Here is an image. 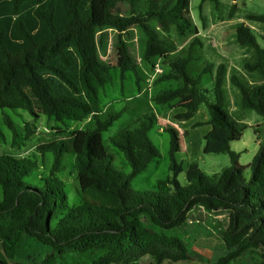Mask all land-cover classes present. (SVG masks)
Instances as JSON below:
<instances>
[{"label":"trees","instance_id":"1","mask_svg":"<svg viewBox=\"0 0 264 264\" xmlns=\"http://www.w3.org/2000/svg\"><path fill=\"white\" fill-rule=\"evenodd\" d=\"M124 1L129 13L112 16L114 0H0V108L22 109L34 120L45 115L56 122L92 121V126L81 129L56 127L52 140L36 146L41 158L52 154L49 173L40 184L27 181L38 170L37 158L0 155V264H18V247L26 237L47 249L26 264H137L146 256L156 264L190 260L188 243L174 232L197 206L228 217L222 232L227 252L210 264H231L246 251L258 252L257 264H264V144L248 165L239 164V154L230 148L244 127L224 109L227 66L220 63L211 88L202 87L200 76L189 72L195 48L203 45L197 29L186 42L185 53L174 58L169 43L150 30L149 20H166L179 36L192 33L190 0H171L166 8L153 7V0ZM206 1L214 7L220 3L200 0ZM243 18L234 27L235 42L249 54L243 69L254 82L249 84L236 70L228 80L239 91L240 107L264 118V84L256 82L264 80V47L250 25L264 26V14L247 12ZM132 26L145 34L141 62L163 60L165 68L154 84L178 83L153 93L152 104L161 111L188 100L193 110L205 108L210 130L203 137L202 152L225 153L230 161L219 172L206 174L195 161L183 168L175 157L177 137L165 126L171 175L157 181L156 191L135 190L132 178L160 155L148 136L156 123L153 111L138 117L136 127L122 128L110 138L130 172L113 168L102 132L124 109L104 115L100 107L99 91L110 82L111 73L110 65L99 57L103 39L97 33L105 27L115 30L120 78L132 72L139 92L141 65L123 38ZM212 71L208 66L201 73ZM4 121L13 137H19L14 123L7 117ZM25 130V139L35 133L34 125L27 124ZM67 152L74 155L80 190L81 203L74 207L68 205L64 182L57 176ZM183 171L184 185L178 180ZM74 256L83 258L68 260Z\"/></svg>","mask_w":264,"mask_h":264},{"label":"rangeland","instance_id":"2","mask_svg":"<svg viewBox=\"0 0 264 264\" xmlns=\"http://www.w3.org/2000/svg\"><path fill=\"white\" fill-rule=\"evenodd\" d=\"M171 0H153L155 8H166ZM232 5H235L232 17L230 13ZM255 12L264 14V0H220L219 6L214 7L212 3L206 1L201 3L200 0H190V18L193 21L194 29L192 33L186 36H179L168 21L149 20L148 25L152 33L162 41L169 43L171 56L176 57L185 53L186 42L194 36L193 31L197 29L198 36L203 41L202 46H197L194 50L195 61L189 65V72L192 75L200 76V86L211 88L212 76L209 72L201 73L204 67L212 66L213 70L223 63L230 66L229 73L235 72L237 65L243 72L242 59H249V54L245 48L237 45L234 36V27L237 23L244 20V14ZM129 8L124 0H114L111 8L112 16L126 15ZM259 44L264 47V26L259 23H250ZM102 36V43L98 47V54L101 60L110 65L111 80L106 83L99 91V103L104 115L108 112H115L124 109L121 116L114 120L109 128L102 132V140L106 150L112 154V166L115 170L124 173L130 172V167L125 161L123 154L113 146L110 138L120 129L128 127L134 128L138 125L137 119L145 113L154 111L159 112V107L152 104L150 96L153 93L174 87L176 82L170 81L165 83L154 84L155 79L162 74L165 68L163 60L156 58L153 64L141 62V51L145 34L138 26L130 27L124 34L123 38L127 42L133 58L141 65L142 81L140 84L141 91L137 92L134 75L128 71L124 79L120 78L118 68V50L116 49V32L114 29L105 27L98 31L97 35ZM227 92V103L224 109L232 118L234 113L231 109L234 107V95L238 98V90L232 87L227 81L225 84ZM247 117L252 120L253 127L247 126L242 132L240 140L232 143L231 149L239 150V164L247 165L252 160L258 150L256 137L264 144V118L253 110H246ZM103 115V116H104ZM9 118L15 125L19 137H13L12 131L6 125L4 118ZM34 125L35 133L28 139H25V126ZM92 126L90 119L84 121L65 120L56 122L52 118L40 115L35 119L22 109L0 108V155L9 154L15 157H35L40 162L38 170L35 171L27 181L31 183L41 182V177L49 173L52 163V154L46 153L42 158L36 150L38 144L50 141L54 138L55 128H65L68 130L81 129ZM258 129V133L254 132ZM148 136L152 143L159 151V157L151 161L145 170L140 172L131 180V186L141 193L157 190V181L165 179L171 175L169 170V133L162 131L157 125H154L149 131ZM203 138L200 144L199 167L206 174L219 172L222 168L230 164L229 157L225 153L221 154H204L201 150ZM237 145V146H235ZM238 152V153H239ZM198 158V157H197ZM62 169L57 176L64 182L67 194V203L70 207L78 206L81 203L80 190L74 168V155L71 152L64 153L61 157ZM185 168V167H184ZM250 175L249 168H246L244 176ZM179 182L186 184L184 171L178 175ZM1 198V189H0ZM214 217L203 210L192 209L189 215L190 221L180 228L175 229V234L188 243L189 249L193 252L190 260L178 262L163 261L160 264H210L227 252L222 240V232L228 225L226 213H217ZM211 239V240H210ZM211 242V246L208 245ZM210 248L211 257L207 254H200V249ZM47 252L43 249L39 241L33 237H26L18 247L17 260L18 264H26L29 257L39 259ZM86 257V256H84ZM83 256L69 257L68 260H81ZM148 256L142 258L137 264H156L152 262L145 263ZM261 261L258 252L246 251L240 257L236 258L231 264H257ZM115 264V263H110Z\"/></svg>","mask_w":264,"mask_h":264},{"label":"crops","instance_id":"3","mask_svg":"<svg viewBox=\"0 0 264 264\" xmlns=\"http://www.w3.org/2000/svg\"><path fill=\"white\" fill-rule=\"evenodd\" d=\"M242 60H244V59H242ZM233 66L235 67L236 72L240 76H242L249 84H252L254 82L253 78H251V76L248 75L246 72H243L239 66H237V65H233ZM229 70H230V66L227 70V76H226L225 84L227 81L229 82V80H228ZM213 72H214V70L212 71V73H210L211 76H213ZM256 82L259 84L260 83L264 84V80H259ZM229 84H230V82H229ZM232 87H234V86H232ZM226 94H227V92H226ZM226 103H227V95H226L225 106H226ZM233 104H234V107L231 109V111L234 113L233 119L235 121H237L238 124L242 125L244 128L247 126L253 127V124H251L252 122H250L252 120H249L248 118H246L247 117V113H246L247 109L240 107L239 91H238V98L234 95ZM249 110H251V109H249ZM152 111L156 113L155 125H157L159 127V129L162 131H163V128L165 126H169L170 129H172V131H174V133L177 137L178 149L175 152V157H176L177 162H180L182 164L183 168L186 167L192 161L197 162V164L199 165L198 159L200 157L199 153H200L201 139L210 130V126L206 123L207 114H206L205 108L204 107H198L197 109L193 110L192 107L189 106V101L185 100V101L174 103L172 107L167 108V109H163L159 112L154 111V109H152ZM254 132L258 133V129H255ZM233 142L230 143V148H231ZM255 143L257 144V147H259V145L262 144L258 137H256ZM235 146H237V145H235ZM236 149H235V152L238 153L239 150H236ZM201 150H202V146H201ZM238 154H240V152ZM238 161H239V158H238ZM195 208L197 210H200V211L201 210L205 211L200 206H197ZM209 214L214 216V217H217L219 215L217 213L216 214L209 213ZM189 215H190V213H189ZM189 215H188V222L190 221ZM188 222H187V224H188ZM208 245L211 246V242H208ZM189 250H190L191 259H192L193 252L191 251V249H189ZM199 251H200V254H204V255L207 254L209 257H211L212 250L210 248H203V249H200ZM150 262H152V259H146L145 260V263H150Z\"/></svg>","mask_w":264,"mask_h":264}]
</instances>
